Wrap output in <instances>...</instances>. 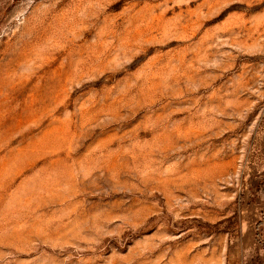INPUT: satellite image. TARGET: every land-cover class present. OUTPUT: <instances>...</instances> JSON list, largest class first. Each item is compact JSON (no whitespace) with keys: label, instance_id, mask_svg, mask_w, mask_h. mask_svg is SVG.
<instances>
[{"label":"rangeland","instance_id":"rangeland-1","mask_svg":"<svg viewBox=\"0 0 264 264\" xmlns=\"http://www.w3.org/2000/svg\"><path fill=\"white\" fill-rule=\"evenodd\" d=\"M0 264H264V0H0Z\"/></svg>","mask_w":264,"mask_h":264}]
</instances>
